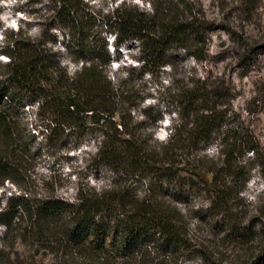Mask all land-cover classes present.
Segmentation results:
<instances>
[{
    "label": "rangeland",
    "instance_id": "obj_1",
    "mask_svg": "<svg viewBox=\"0 0 264 264\" xmlns=\"http://www.w3.org/2000/svg\"><path fill=\"white\" fill-rule=\"evenodd\" d=\"M85 1L96 14L103 15L125 2L138 12L203 25V43L190 42L188 52L173 47L168 65L151 66L147 73L139 69L136 42L120 49L118 55L111 45L112 37L106 39L114 57L108 75L114 84L129 77L134 98L130 103L133 129L149 152L162 158L169 142V125L178 117L172 100L180 89L194 87L206 91L219 88L222 109L227 111L221 131L252 138L257 151L236 155L239 178H227L229 201L219 215H213L210 171L222 168L224 159L216 141L202 150H185L177 156L171 167L173 180H161L149 172L143 176L120 175L95 159L100 133L47 141L46 131L40 128L47 121L36 116L35 107L25 108L19 115V129L33 135L24 143L26 151L31 150L15 169L17 184L4 183L0 211L9 195H22L29 204L47 198L75 202L79 193L128 189L139 201L161 203L174 214L186 233L187 248L169 254L150 245L135 261L113 264H253L258 256L264 259V168L259 166L264 161V0ZM53 2L0 0V48L16 37L35 42L53 37L61 40V34L52 27ZM49 45L60 53L69 75L80 68V64L70 62L58 43ZM7 61L6 56H0V79ZM159 115L161 120H157ZM232 225L248 233L247 239L225 237ZM30 233L34 231L26 217H18L9 227L0 225V264L56 263L54 255L40 249ZM76 264L83 263L78 259Z\"/></svg>",
    "mask_w": 264,
    "mask_h": 264
},
{
    "label": "trees",
    "instance_id": "obj_2",
    "mask_svg": "<svg viewBox=\"0 0 264 264\" xmlns=\"http://www.w3.org/2000/svg\"><path fill=\"white\" fill-rule=\"evenodd\" d=\"M53 3L52 27L61 34V40L53 37L35 42L16 37L0 48V56L8 58L0 79V193L5 192V182L17 184L15 169L31 150L26 151L24 143L33 135L20 132L19 115L25 108L35 107L36 116L47 121L40 126L47 133V141L100 133L95 159L120 175L143 176L149 172L161 180H173L171 167L177 156L185 150H202L216 141L224 159L222 168L210 171L211 210L219 215L230 198L227 178H239L236 155L257 151L252 138L221 131L227 111L222 109L219 88L206 91L194 87L177 92L171 103L177 107V121L169 125V142L159 160L140 143L133 129L130 103L134 98L129 77L114 84L108 75L114 59L108 36L118 55L120 49L136 42L139 69L147 73L151 66L168 65L173 47L188 52L190 42L203 43L202 23L138 12L125 2L103 15L94 13L85 0ZM57 43L70 62L80 64L71 75L61 64L60 53L48 46ZM161 119L159 115L157 120ZM259 166L264 168V161ZM134 197L128 189H117L79 193L75 202L47 198L29 204L22 195H9L0 211V225L9 227L18 217H26L36 245L53 254L55 264H76L78 259L83 264L135 261L150 245L169 254L187 248L186 233L174 214L161 203ZM230 232L225 237L232 240L244 241L248 236L234 225ZM253 264H264V259L258 256Z\"/></svg>",
    "mask_w": 264,
    "mask_h": 264
}]
</instances>
